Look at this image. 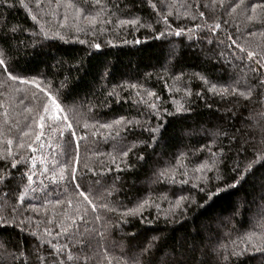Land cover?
I'll return each mask as SVG.
<instances>
[{
    "label": "trees",
    "instance_id": "1",
    "mask_svg": "<svg viewBox=\"0 0 264 264\" xmlns=\"http://www.w3.org/2000/svg\"><path fill=\"white\" fill-rule=\"evenodd\" d=\"M67 2L59 0L58 7L57 0H42L38 9L35 0H24L32 8L31 13L19 0H11L10 8L0 7V20L9 27L23 29L11 41L14 74L34 79L44 88L66 81L62 98L71 93L67 100L71 110L66 106L65 114L77 133L70 140L63 125H46L40 141H36L40 129L32 121L46 102L45 94L35 84L11 81L0 71V153L8 147L7 140L12 139V152L21 161L17 169H11L10 159H0V172L7 169L13 177L10 184H0V214L11 216L15 208L17 221H23L0 235V264H52L53 244L67 245L65 251L72 253V261L60 256L64 264H108L109 260L111 264H134L137 258L140 264H223L221 246L244 247L250 236L253 239L247 242L244 255L230 259L235 264H264V251L256 248L264 237V165H255L254 175L247 183L230 190V194H221L211 206L205 193L196 187H203L204 183L197 179L201 174L194 171L204 161L211 163L205 145L218 156V150L223 148L224 163L231 166L238 152L229 145L231 136L241 138V143L248 141L238 157L241 167L254 154L264 152L261 90L257 88L251 100L231 94L222 98L209 92L210 84L195 75L203 74L217 85L232 84L239 77L255 85L256 74L249 71L254 65L234 59L232 53H240L234 45L227 47V36L231 34L249 50L262 51L264 24L248 21L250 13L244 5L229 15V5L238 0H225L224 6L219 0L214 6L213 0H163V6L162 0H152L156 9L141 0H102L106 8L95 25H90L86 17L98 12L99 7L85 4L84 0H71L76 7L85 9L79 14L75 8L66 9L63 5ZM259 2L245 0V5ZM160 11L171 12L169 23L173 30L192 28L191 38L185 32L179 37L158 39L157 33L164 30L163 22H156ZM186 11L196 18L185 16ZM199 12H204V16L200 17ZM32 15H37L38 23L31 19ZM134 17L139 18L137 26L117 23ZM217 21L222 30L213 36L203 25ZM196 24L201 29L197 30ZM41 30L48 33L47 37ZM250 32L256 35H249ZM81 40L86 43L81 44ZM137 40L141 42L136 43ZM93 43H99L100 49L89 47ZM40 44L43 47L37 46ZM221 52L225 55L220 56ZM229 60L231 63L226 62ZM127 84L143 88L121 87ZM238 87L244 90L246 86ZM145 89L160 99L148 96ZM113 90L118 96H109ZM152 102L167 109V113L156 117L149 107ZM181 105L186 111L178 114L176 108ZM121 116L139 120L145 127L163 123L167 132L158 143H148L150 133L141 126H132L131 131L115 125L112 129L101 127ZM23 132L29 135L24 136ZM21 142L24 148L18 147ZM30 143L37 151L27 147ZM133 143L136 147L121 158V153ZM77 150V180L73 182L66 170L63 180L57 177L53 181L51 172L59 173L60 165L75 158ZM117 165L123 170L118 171ZM45 167L51 170L47 174ZM164 170L174 173V182L157 181L158 173ZM220 172L225 180L234 175L224 165ZM29 174L33 176L31 184L27 180ZM204 175L209 187L217 183L213 172ZM185 180L188 182L182 183ZM75 183L97 205L95 213L91 205H80L82 197L77 195ZM21 194L25 195L23 203L19 201ZM180 196H188L194 202H184L177 208L175 201ZM145 199L149 206L141 214L124 217L126 222H121L119 213ZM56 200L61 203L56 204ZM68 200H72L71 205ZM105 204L108 208L102 206ZM78 205L79 215L85 219L77 218L76 228L67 218L77 217ZM111 208L117 211L112 212ZM61 222L76 235L71 239L67 235L57 237ZM45 228L52 231V236L45 234Z\"/></svg>",
    "mask_w": 264,
    "mask_h": 264
},
{
    "label": "snow or ice",
    "instance_id": "2",
    "mask_svg": "<svg viewBox=\"0 0 264 264\" xmlns=\"http://www.w3.org/2000/svg\"><path fill=\"white\" fill-rule=\"evenodd\" d=\"M21 4H24V7L28 8L29 13L32 12V8L29 7L28 4L24 3V0H19ZM141 2H147L150 4L152 9H156L157 5L155 3H152V0H141ZM42 3V0H35V7L40 8ZM85 4L91 3L94 7H99V11L95 12L94 14H90L86 17V19L89 20L90 25H95L97 23V17L101 15L105 11L106 5L102 4V0H84ZM216 0H213V6L215 5ZM219 3L221 6H224L225 0H219ZM242 5L245 7V11L250 13L247 15L246 19L248 21H252L254 23H260L264 24V0H261L259 3H252L250 6L245 5V0H238L237 3L234 5H229L230 12L231 13L236 12L237 8H240ZM11 0H0V7L10 8L12 7ZM57 6L59 7V0H57ZM66 9L67 8H75V11L79 14H83L85 9L76 7L71 3V0H68L66 4L63 5ZM162 6H163V0H162ZM169 9H171L172 5H167ZM182 7L191 8V5H182ZM199 7V5H197ZM2 15V14H0ZM171 15V12L169 11L168 14H165L163 11H160L157 13V23L163 22L164 30L157 33V38H163L165 36L169 35H175L177 37L182 36L185 34V32L188 33L189 38L193 35V29L192 28H182L177 27L176 29H172L171 24L169 23V16ZM185 16H190L192 19H195L196 17L192 15L190 12L186 11L184 13ZM199 16L203 17L204 12H199ZM67 16L65 15V19ZM31 19L34 22L38 23L37 15H32ZM106 23H112L111 20L105 21ZM118 25L124 26V25H132L137 26L139 24V18L134 17L132 19H120L117 21ZM225 24H227V21H224ZM200 24H196L195 28L197 30L201 29ZM204 28L208 30L213 36L216 34L217 30H222L221 23L220 22H214L212 24H208L207 22L203 25ZM91 30V29H90ZM22 28H17L15 26L9 27L6 22L3 20H0V45H3V47H0V71L7 74V77L11 81H19L21 83H27V84H35V87L40 90V92H43L46 96V102L42 104V110L37 111L36 116L37 119H34L32 123L36 125L40 131L35 135V140L40 141L41 136L44 134V129L46 125L48 127L56 126L59 127V125H63L64 128H66L69 131V139L75 138L77 136V133L73 127L72 122L68 120V116L66 113V106H67V100L71 97V93L68 94L67 97L62 98L63 96V90L66 85V81H61L56 86H52L51 84L44 88L41 86V84L36 83L34 79H28L22 75H16L14 74L16 69L14 66V63L11 60L10 54L13 51L11 41L13 39L17 38V33L22 32ZM41 34L45 37H47L48 33L43 32L41 30ZM249 35H256L255 32H250ZM227 40L230 41L229 44H227L228 48H232V46H235V49H237L240 53V55H237L236 52L232 53V56L235 60L243 62L245 60L249 61L254 67H250L249 71L251 73H255L256 76L254 77L257 80V83L255 85H249L247 83V80L244 79V77H239L234 83L229 85H217L215 83H211L203 74H195L200 80L203 81L204 84L209 85L208 91L212 92L214 94L220 95L222 98L231 94L233 96L242 97L246 100H251L253 93L259 88L261 91L259 92V98L261 101H264V50L262 51H254L249 50L248 48L242 46L241 44L237 43L235 39L232 38V35L229 34L227 36ZM81 44L86 43V41H79ZM141 41L137 40L136 43H140ZM208 43H211V40L208 41ZM220 43H224V41H220ZM38 47H43L42 44L37 45ZM89 47L100 49L101 45L99 43H93L89 44ZM220 56H224L225 54L221 52L219 54ZM227 63H231V61H226ZM246 67H248L246 65ZM244 84L246 87L244 90H241L238 85ZM121 87H128L130 89H137V88H143V85H137V84H127V85H121ZM145 93L148 96H154L157 100L160 98L156 96L154 92L148 91L147 89L144 90ZM179 91V89H177ZM186 94L188 96H191L192 93L189 89H186ZM35 95V94H34ZM199 96L200 93H197ZM109 96L116 97L118 96V93L113 90L109 93ZM137 96H140V92H137ZM141 101H143V97L141 96ZM69 110L70 106H67ZM149 107L153 110V113L156 117H160L162 113H167V109H162L160 106H158L155 102H152L149 104ZM29 112L32 111V109H28ZM182 111H186L184 109L183 105L176 108V112L179 114ZM7 114V113H5ZM50 122V123H49ZM118 126L120 129H124L127 131L132 130V126H141L143 131H147L150 133V138L148 143H158L166 134L167 127L163 123H157L155 126H152L148 124V126L141 125V122L139 120L127 118L124 116L118 117L114 119L113 121L103 123L101 125L102 128L105 129H112L113 126ZM85 127H88L87 124H85ZM261 131L264 132V126L261 127ZM120 132L117 131L116 135H119ZM2 135V133H0ZM24 136H28L29 132H23ZM61 136H63V131H61ZM84 137H81L80 139H83ZM229 139V145L235 146L238 149L237 152V159L233 161L231 166H228L224 163V150L223 148H220L219 156L217 155V152L212 151L211 147L205 145V147L208 150L209 153V160H211V163L208 161H204L203 163L199 164L195 168L196 173H200V176H197L198 180H203L204 186L201 187L199 184L196 185V187L199 189L200 192L205 193L206 199L208 201V206H211V203L215 202V199H219L221 194H230V190H235L241 187L243 184L248 182V178L253 176V168L255 165L260 164L264 165V152H259L257 154H254V158L247 161L246 164H244V167H241V161H239L238 157L239 154L244 151V144H247L248 141L244 140V143H241V138H238L236 136L228 137ZM233 142L235 144L233 145ZM8 147L4 150L3 153H0V159L2 160H9L10 159V167L11 169H17L18 164L21 162L20 160L16 159L15 154L12 152L11 145L13 143L12 139L7 140ZM19 148H24L25 145L23 142L18 144ZM28 148L32 149L33 152L37 151L36 148H33L32 144L27 145ZM43 145H41V148ZM78 147V145H77ZM136 147V144L133 143L128 147L126 151H123L121 153V158L127 157L129 152ZM184 154H181V157H183ZM139 159H143V156L138 157ZM115 162V161H114ZM79 163V152L77 150L75 154V158L70 159L68 161H65L62 165H60L59 173L51 172V178L53 181L57 179V177L61 180L64 179L66 170L70 176V179L75 182L77 180V174H76V165ZM179 163V161H178ZM221 165H224V167L228 168V171L234 173V175L230 178V180L224 179V174L220 172ZM33 166H35V160L33 159ZM87 167V166H85ZM118 171H122L123 169H120L119 165H117ZM51 170L45 167L44 173L47 174ZM207 172H213L214 176L213 179L217 182L216 184L212 185V187H209V180L204 175ZM187 174L186 172L184 173ZM13 179L12 173L5 169L4 171L0 172V184L11 183V180ZM81 180L84 179V176L80 177ZM160 179H167L172 180L174 182V173L170 170H164L158 173L157 175V181ZM27 180L29 181V184H31L33 180V176L31 174L27 175ZM188 181H182V183H187ZM42 183V182H41ZM75 189L77 190V195L79 197H82V201L80 202V205L87 204L91 205L93 213H95L97 205L93 203V200L89 198V194L85 193L84 191H81V185L79 183H75ZM214 188V191L212 190ZM110 194V193H109ZM25 199V195L21 194L19 197L20 203H23ZM192 203L194 202V199L189 198L188 196H180L175 201V207L179 208L181 207L182 203ZM56 204H60V200L55 201ZM67 203L69 205L72 204V200H68ZM105 208H108V205H102ZM149 206V201L147 199L138 202V204L133 208L125 209L123 212L119 213L121 222L124 221V217L127 216H135L138 214H141L143 210ZM35 207V206H33ZM235 208V205L233 206ZM112 212H116L117 210L115 208L109 209ZM81 211V207L78 205L77 207V217H68L67 219H70L72 222V226L78 228V225H76V219L84 220L85 217L83 215H79V212ZM86 211V210H85ZM13 215L6 216L3 214H0V235H3L4 232L7 231L9 227H15L19 224H23V221H17L15 216V208L12 209ZM97 220L100 219L99 216L95 217ZM51 223V221H50ZM45 234L47 236H52V231L49 228H45L44 230ZM62 235H67L69 239L74 237L76 235L75 232L69 233V230L67 227H65L64 223L61 222L60 224V231L56 233L57 237H60ZM98 235L103 236V233H98ZM253 238L250 236L247 239V242H250ZM247 242H245L244 247H240L238 245L234 246L232 249H229L227 246L222 245L223 252L220 254V260L223 261V264H235V262L230 259L231 257L240 258L244 255V253L247 251ZM51 244V241H49ZM52 248L55 250L54 256L55 259L52 261V264H64V261L60 259L61 255H64L66 257L67 261H72L74 259L72 253L70 251L66 252L65 249L67 248V245L63 246H57V245H51ZM257 250L264 251V237H262L261 241L257 242L256 244ZM149 249H145V251H148ZM143 254V253H142ZM107 259V257H105ZM85 260L88 259V257H84ZM108 264H111V260H109ZM134 264H140V260L137 258L134 262ZM148 264H151L149 261ZM219 264V262H218Z\"/></svg>",
    "mask_w": 264,
    "mask_h": 264
}]
</instances>
